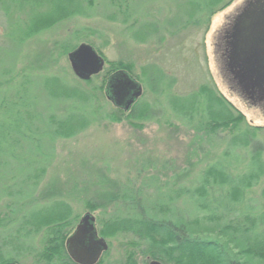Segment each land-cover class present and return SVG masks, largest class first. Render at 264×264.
I'll return each instance as SVG.
<instances>
[{
    "label": "rangeland",
    "instance_id": "374dc122",
    "mask_svg": "<svg viewBox=\"0 0 264 264\" xmlns=\"http://www.w3.org/2000/svg\"><path fill=\"white\" fill-rule=\"evenodd\" d=\"M1 1L5 0H0V6H5ZM111 1L92 0V15L65 19L24 41L13 36L23 12L15 9L9 17L0 9V129L3 124L8 135L4 143L9 149L0 156V195L12 191L21 201L25 197L32 200L17 206L16 199L10 195L0 197V252L15 253L24 264H36L37 256L36 252L26 253L27 250L15 241L18 228L25 218L33 217L45 200L56 197V193L71 195L68 193L75 189L74 196L69 197L74 213L82 217L90 211L108 219L119 212L124 189L144 186L150 213L155 217L167 216L168 207L158 208L161 195L157 188H150L144 182L156 174L162 182L177 178L178 185L193 183L200 168L217 157L233 136L230 130L221 131L222 140H217V146L205 142L202 149L195 145V121L188 122L173 108L177 97H187L182 101L188 106L194 104V92L206 84L229 99L237 111L246 116L247 122L259 127L252 145L239 150L242 158L245 160L256 145L262 149L264 159V102L258 104L249 100L232 83L224 72L219 47L225 26L231 21L229 18L238 14L247 0H234L216 13L210 19L209 30L206 23L187 21L189 14L195 12V0H137L134 6L140 20L136 23L130 20L126 24L110 17ZM148 21L152 23L150 27L141 26V22ZM84 42L95 46L106 59L104 70L95 79L97 85L104 81L111 63L125 60L133 66L132 74L143 84L144 90L136 102H140L135 109L137 116L130 117V109L125 110L118 121L110 120L107 114L117 106L103 92L97 100L98 115L93 123L75 137L59 139L55 157L48 162L47 172L33 194L34 174L38 169L37 164L31 162L38 154V131L48 129L49 123L43 122L44 117L55 111L49 106L51 95L48 90L46 93L45 87L51 86V78L55 76L64 84L61 87L66 88V96L72 92L71 87L91 90L92 85L79 78L68 58L70 50ZM70 104H57L56 112H65L71 108ZM142 107L148 108L146 116L141 115ZM17 110L19 120L13 116ZM208 152L212 154L211 159L204 157ZM199 158L204 161L198 163ZM263 186L264 182L256 188L260 191ZM103 191L112 193L113 202L98 198ZM174 205L176 219L194 220V231L197 228L201 233L231 234V219L203 221L195 227L190 205L183 199ZM8 220L9 226L1 225ZM107 240L110 247L107 255H104L106 251L103 253L106 256L103 264H150L154 259L143 255L142 250L132 244V234L119 233ZM239 245L241 257L264 264L262 257L246 254L248 249L244 243ZM35 246L39 247V242ZM206 250L211 253L214 248ZM174 259L157 260L176 264Z\"/></svg>",
    "mask_w": 264,
    "mask_h": 264
},
{
    "label": "trees",
    "instance_id": "16d2710c",
    "mask_svg": "<svg viewBox=\"0 0 264 264\" xmlns=\"http://www.w3.org/2000/svg\"><path fill=\"white\" fill-rule=\"evenodd\" d=\"M136 1L112 0L110 5L113 12L110 17L122 20L125 24L130 20L135 23L139 22L140 18L136 17L138 10L134 6ZM233 1L195 0V12L189 14L187 21L195 22V24L206 23L207 30H209L210 19ZM1 2L5 6H0V9H3L2 11L9 17L15 9L23 12L24 16L22 19L18 18L19 27L13 35H16L18 39H23L22 41L26 40L24 38L33 37L47 27L73 16H90L94 9L92 0H5ZM30 5L40 7L36 9ZM148 22H141V26H149ZM110 66V70L104 74L105 78L101 84L95 83V79L100 74L86 81L92 85L89 91L71 87L72 92L66 96L64 90L66 88L61 87L64 84L59 77L55 78V76L51 78V86L45 87L46 93L48 90L52 96L49 98L47 95L50 101L49 106L53 107L55 111L47 116L48 118L44 117L43 122L48 121L49 123L48 129L40 128L38 131L40 136L37 160L32 159L31 162L33 165L37 164L38 169V173L34 174L36 179L33 183V194L47 172L48 162L55 157L59 139L75 137L93 123L94 118L98 115V109L95 108L97 100L103 96L110 74L121 69L134 73L133 66L129 61L120 60L111 63ZM194 93V104L188 106L182 101L187 97H177L174 100L175 102L178 100L177 104L173 103V108L177 115L185 116L188 122L195 121V145H200L202 149L205 142L213 147L217 146V140H222L219 137L220 132L230 130L233 136L225 149L212 161L202 166L195 175V181L189 185H178L177 178L162 182L160 176L156 174L150 176L148 182H144L150 188H157L161 195L158 200V208L168 207L167 216H153L149 209L151 207L147 206L144 197L145 187L133 185L124 189L123 195L120 196L122 198L119 204L122 205H120L117 214L108 217V219L103 215L97 217L99 232L106 239L116 237L119 233L132 234V244L136 248L139 247L143 255L164 262L175 258L176 264H257L241 257L238 248L243 245H239V243H244L248 249L246 252L248 256L254 255L264 259V186L260 191L256 188L257 185L264 182L263 152L255 145L254 151L244 160L239 150L252 145L256 140L255 136L259 127L247 122L246 116L237 111L233 103L216 88L206 84L201 90ZM64 102H70L71 108L63 113L56 112V105H61ZM178 103L182 106H179ZM139 105L138 101L133 106L130 117L137 116L135 109ZM187 107L191 109L186 110ZM141 109V115L146 116L148 108L142 107ZM16 112L13 116L19 120L20 113L18 110ZM125 113L124 109L117 107L107 116L112 121H118ZM17 124L19 130V126H21L19 121ZM7 137L2 124L0 156L6 149L9 150L4 143ZM33 141L36 140L33 138ZM195 153L197 155L198 151ZM204 157L211 159V152L205 154ZM200 158L198 163L204 161ZM74 191L75 189L68 193L71 195L64 192L56 193L57 195L53 199L45 200L46 203L33 214V217L25 218L18 228L15 241L27 250L26 253L36 252V264H76L70 257L66 246L67 238L75 230L81 217L80 214L74 213L75 210L70 201L71 198H69L74 196ZM4 195L15 198L17 206L29 204L32 201L31 199L27 200V197L21 201L17 199L18 195L12 191L1 193L0 197ZM97 196L108 203L113 202L114 199L110 191H103ZM180 199L190 205V212L195 217V227L203 221L231 219L229 223L232 229L231 234L228 236L226 233H201L197 228L194 227L195 231L192 228L194 220L190 222L178 221L174 204ZM12 211L15 213L16 207ZM9 223L10 220L1 223V225L9 226ZM36 242H39V247L35 246ZM209 247L214 248V251L209 253L206 250ZM107 252L104 255H107ZM105 257L103 256L99 261L100 264L104 263ZM0 264L24 263L18 259L15 253L5 255L0 252Z\"/></svg>",
    "mask_w": 264,
    "mask_h": 264
},
{
    "label": "water",
    "instance_id": "95a60500",
    "mask_svg": "<svg viewBox=\"0 0 264 264\" xmlns=\"http://www.w3.org/2000/svg\"><path fill=\"white\" fill-rule=\"evenodd\" d=\"M230 31V48L224 60L236 81L252 98L264 100V0H247ZM75 73L84 80L103 71L106 59L95 46L81 43L69 53ZM143 84L128 70L121 69L109 76L106 95L115 106L126 111L143 94ZM97 216L86 212L73 233L67 238L69 255L77 264H96L110 247L100 234ZM150 264H163L157 259Z\"/></svg>",
    "mask_w": 264,
    "mask_h": 264
},
{
    "label": "flooded vegetation",
    "instance_id": "af4514ba",
    "mask_svg": "<svg viewBox=\"0 0 264 264\" xmlns=\"http://www.w3.org/2000/svg\"><path fill=\"white\" fill-rule=\"evenodd\" d=\"M238 14H239V12H238ZM238 14H235L234 15V17H232V18H229L231 21H229L228 23H227V25L225 26L226 28H225V30H224V33L222 34V37H221V39H220V43H219V47H220V50H222V58L224 59V60H226L227 59V56H228V52H229V48H230V39H229V37H230V31H231V29L230 28H232V26H233V24H234V22H235V19L234 18H236L237 16H238ZM149 23V22H148ZM152 25V23H149V27ZM223 60V61H224ZM224 63H225V61H224ZM224 68H225V71L224 72H226V74L229 76V78L231 79V81H232V83H234L239 89H240V92H242L243 94H244V96L246 97V98H248L249 100H251V101H253V102H258V104H260V103H262V102H264V100H259V98L258 97H254V98H252L251 96H250V94H248L246 91H244V88L238 83V81H236V79H235V77H234V74L232 73V71H230V69L228 68V66L226 65V64H224ZM105 68V67H104ZM104 70V69H103ZM102 72V71H101ZM100 72V73H101ZM100 73H98V74H100ZM113 73H115V72H113ZM113 73H111L110 74V76L113 74ZM88 212V211H87ZM97 221H98V218H97ZM96 221V222H97ZM97 225H98V222H97ZM71 257V256H70ZM72 258V257H71ZM72 260H73V258H72ZM74 261V260H73ZM75 262V261H74ZM76 263V262H75ZM77 264V263H76Z\"/></svg>",
    "mask_w": 264,
    "mask_h": 264
},
{
    "label": "bare ground",
    "instance_id": "6f19581e",
    "mask_svg": "<svg viewBox=\"0 0 264 264\" xmlns=\"http://www.w3.org/2000/svg\"><path fill=\"white\" fill-rule=\"evenodd\" d=\"M136 77V76H135ZM137 78V77H136ZM138 79V78H137Z\"/></svg>",
    "mask_w": 264,
    "mask_h": 264
}]
</instances>
